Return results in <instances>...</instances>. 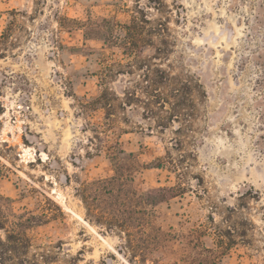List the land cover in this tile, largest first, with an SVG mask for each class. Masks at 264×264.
Wrapping results in <instances>:
<instances>
[{"label": "rangeland", "instance_id": "rangeland-1", "mask_svg": "<svg viewBox=\"0 0 264 264\" xmlns=\"http://www.w3.org/2000/svg\"><path fill=\"white\" fill-rule=\"evenodd\" d=\"M118 148L124 181L96 204L137 192L145 257L81 196ZM0 220L30 238L26 264H168L158 228L178 264H264V0H0Z\"/></svg>", "mask_w": 264, "mask_h": 264}, {"label": "trees", "instance_id": "trees-1", "mask_svg": "<svg viewBox=\"0 0 264 264\" xmlns=\"http://www.w3.org/2000/svg\"><path fill=\"white\" fill-rule=\"evenodd\" d=\"M126 28L128 30L129 36L132 37V34L135 31L141 28L143 29L144 26L141 25V23H139L137 19H133L132 23L127 25ZM127 49L133 52L138 51H136V46H131ZM139 50L143 51L142 49ZM118 98L119 97L117 96V94L112 92L106 86L96 99L98 100V103L101 104L104 108L109 107V109H111L115 106V100H117ZM138 100L142 101V99ZM117 144L120 145V142L117 141ZM131 158H133V154L127 153L124 149L118 148V150H113L111 159L117 168V174L111 178H103L91 183H86L81 189V196L86 203L87 210H89L91 215L98 217L97 219L105 223L109 228L117 227L125 235L128 248L135 257L137 255H140V257H145L147 254L146 252L150 250L151 247L150 245L142 247V245L138 243L134 228L136 221L141 219L140 225L145 228L143 232L146 234V230H148V227H152L153 225V217H151L150 211L146 209L136 210L135 197L133 196H137V192L133 189H130L127 193V195H132V198H129L128 196L129 199L127 200V204H125L128 205V211L123 210L125 209V205L123 202L121 203L122 205H120L122 209L116 208V211H114L113 213H111L110 211H104V213H101V211H98L99 207L96 204V197H99V195L102 194L113 193L112 190L115 189V185L120 184L124 181L122 171H118V169L122 167H120V165H122L124 161ZM153 167H162V165H155ZM164 191H167L168 195H170L171 197H175L178 194L175 187L165 189ZM151 193L153 192L151 191ZM151 195L152 194H149L147 196L150 197ZM164 196L159 199L162 200ZM137 215H141V217ZM0 227L3 229L6 228L3 225L2 220H0ZM232 231L234 230H232V226H230V228L226 230H219L216 234V238L214 239L216 241V245L224 249V251L231 248V246L235 242ZM157 232L158 233H156L154 241H150L149 244L153 242L154 246L163 251V258L161 259L168 260V264H178L177 261L171 259L170 256L174 254L173 251L176 248V243L182 241H179L177 235L172 231H164L158 228ZM227 234H229L230 236L226 237ZM29 246L30 238L28 237V235L16 232L14 229H6V238L3 239L0 237V264H26L28 260L24 257V255L26 254L25 252H27ZM218 257L219 255L216 258L214 257L212 259H193L191 264H215Z\"/></svg>", "mask_w": 264, "mask_h": 264}]
</instances>
